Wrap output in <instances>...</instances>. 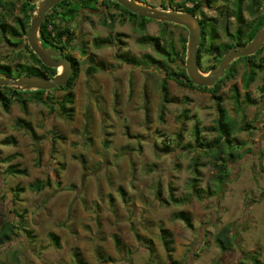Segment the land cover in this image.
Instances as JSON below:
<instances>
[{"label":"rangeland","instance_id":"1","mask_svg":"<svg viewBox=\"0 0 264 264\" xmlns=\"http://www.w3.org/2000/svg\"><path fill=\"white\" fill-rule=\"evenodd\" d=\"M213 1L223 16L205 6L204 12L218 18L216 40L226 42L221 28L224 22L232 27L235 21L229 15L232 0ZM252 2L254 8H262L258 0H243L246 20L253 18L248 9ZM19 5L5 19L7 25L21 16ZM106 13L84 10L69 23L79 41L65 52L77 60L80 70L69 118L32 100L26 113L16 101L7 111L0 105V223L8 219L30 231L0 246V264H76L74 250L87 264H240L252 252L264 261V200L259 196L264 188V91L259 88L264 69L247 89L255 103L240 111L235 109L231 86L235 84L241 95L245 90L240 80L243 61L235 63V76L220 86L222 105L236 122L232 137L244 145L235 149L239 157L219 186L213 155L197 147L192 136L197 125L202 142L213 139L214 133L206 128L217 117L216 100L204 88L167 80L169 101L161 119L159 84L164 75L156 67L127 65L117 54L161 59L139 40L162 35L163 26L150 20L140 30L138 23L119 20V12L108 9L115 19L110 28L109 18L103 23ZM182 28H171L175 41L181 36L187 40ZM106 37L110 43L94 46V39ZM10 52V45L0 38V62L11 58L13 67L27 61ZM88 56L102 63L91 75L85 74ZM175 64L170 62L169 67L176 69ZM18 118L31 122L38 142L16 126ZM244 122L255 128L242 130ZM9 138L14 143H3ZM104 140L109 141L107 147ZM10 155L14 158L5 161ZM9 164L26 173L6 174ZM195 175L197 192L191 181ZM42 179H49L51 186L39 192L29 189L30 183ZM16 186L22 191L14 200ZM170 190L184 202L171 201ZM178 211L189 214L192 227L174 217ZM224 226L234 237L227 251H221L214 240ZM162 230L170 240L168 248ZM48 232L58 236V248Z\"/></svg>","mask_w":264,"mask_h":264},{"label":"trees","instance_id":"2","mask_svg":"<svg viewBox=\"0 0 264 264\" xmlns=\"http://www.w3.org/2000/svg\"><path fill=\"white\" fill-rule=\"evenodd\" d=\"M147 2L146 0H140ZM157 3H152L154 7H161L164 9H175L179 11H186L195 15L201 27L200 43L197 48V61L201 71L207 72L210 69L216 67L223 53H225L229 48L235 45L246 44L254 35L255 31L264 22V0H258L262 3V8L253 7L252 2L249 6V13L253 16L251 20H246L243 17V0H232L230 6L229 15L234 17V23L230 27L229 23L224 22L222 25V30L227 38L226 42L217 41L219 34H217L215 27L219 22L216 16L208 17L204 12V6L209 9H213L217 12L218 17L223 16V12L215 6L213 0H158ZM19 3V12L21 16L13 18V25H7L5 19L12 15L15 4ZM188 3H191L189 6ZM257 3V4H259ZM38 4V0H0V38L4 42L10 45L11 53H16L17 57H26V62L18 61L15 66L11 67L10 60L8 58L7 62H0V73L6 74L11 78H17L24 75H38L51 77L56 73L55 68H50L41 63L38 57L32 52L28 47L26 42V32L29 28V22L34 12L35 7ZM103 10L107 12L104 14L103 23L106 24L107 18L110 19L108 26L112 28L115 19L112 14L108 13V9H114L118 11V16L121 17L119 20H124L127 18L133 23H138L137 26L140 30H143L145 23L151 19L134 14L127 9L123 8L121 5L113 0H62L60 3L53 6L46 14L44 22L41 24L39 30V38L44 46L61 47L64 50L73 47L75 43H78V36H75L73 29L70 28L69 23H71L76 17L81 16V12L87 10L93 12V10ZM126 12V13H125ZM262 12V13H258ZM259 14V15H257ZM225 15V17L229 16ZM226 20V18H225ZM163 26L162 35L158 36H143L140 38V42L149 44L152 49L158 54L161 59H155L150 54H145L141 58H136L135 56L129 55L127 52L117 54V58L123 63L130 65L132 67L138 66H148L156 67L163 75L159 88L161 90V113L160 118L162 119V113L165 108V103L169 101L168 90H167V80H174L182 86H192L204 88L210 92L211 96L216 100V112L217 117L214 120L213 126L207 127L206 130L214 133V137L211 141L202 142L200 136L201 130L197 125L194 126L192 130L193 141L196 143L197 147H201L207 154L213 155V162L217 169V180L219 186L225 183V179L228 177V172L230 170V165L235 163L239 157L235 149H239L243 142L235 140L232 137L233 131L236 128L235 120L229 115L227 109L222 105L221 96L218 94L221 84L226 79H231L236 74V69L234 67L237 61L244 62V72L241 74L240 80L244 91L242 95L238 90L237 86L233 84L231 86L232 98L235 104V109L240 111L244 106L253 105L255 100H253L249 92L247 91L249 85L254 81L259 70L264 69V57L261 56V52L264 49V43L261 48L255 52L253 55L240 57L230 63L229 69L226 73L217 78L214 85L210 87L197 86L192 84L188 79L184 66V56L186 51V38L178 37L177 41L172 36V29L182 28V26L168 23L160 22ZM183 29V28H182ZM217 39V40H216ZM94 46L99 47L102 44L110 43L111 39L109 37L100 39H94ZM13 46V47H12ZM83 55H86L85 49L80 47ZM73 61V70L67 79V81L59 87L52 90H15L8 86H0V105L3 110L7 111L8 108L13 104V102H18L23 110L27 112L28 103L30 100L36 103H42L50 109L51 112L56 113L57 116L62 118H69L71 116L72 107L69 106L73 102V92L72 88L79 75V66L77 60L70 54H66ZM179 59V60H178ZM210 61V64L204 65V63ZM88 66L85 70L86 75L93 74L98 67L102 65L101 62H95L92 60V56L87 57ZM176 63V69L169 67V63ZM260 90L264 91V82L260 85ZM62 91L61 96H56L55 92ZM244 118V116L242 115ZM16 126L19 129L24 130L30 137L38 142L39 136L37 135L31 122L24 120L23 118H18L16 121ZM255 128L249 122H244L241 127L242 130H249V128ZM180 135V134H179ZM13 138L6 139L3 143L10 144L14 143ZM109 141L104 140L103 145L108 146ZM224 155V156H223ZM264 156V154H263ZM14 158V155H10L4 160L9 162ZM40 156L38 152L37 161H39ZM193 171L198 175V164L196 161L193 162ZM5 172L8 175H18L25 174V169H20L16 164H9L5 168ZM193 176L192 187L196 190V182L198 178ZM51 186L49 179L36 180L29 184V189L32 191L39 192L42 189ZM121 190V189H120ZM22 191L19 187L12 188L13 199L16 200L19 192ZM122 191V190H121ZM260 198L264 200V188L260 190ZM169 198L175 203L184 202L183 199L174 198L172 195V190H170ZM174 217L182 220L187 227H192L189 214L184 211H178L174 214ZM22 231L29 235L30 231L26 230L23 226L4 219L0 223V246L9 242L14 236L22 235ZM228 226H224L216 235L215 242L221 251H227L234 244V237H229L226 232H229ZM48 236L52 241L54 248L59 247L58 236L54 232H48ZM161 238L165 248L169 247L170 240L167 239V232L165 230L161 231ZM166 239V240H165ZM73 257L76 264H87L82 260L79 252L74 250ZM240 264H264L257 256L256 252L249 253L244 259H241Z\"/></svg>","mask_w":264,"mask_h":264},{"label":"water","instance_id":"3","mask_svg":"<svg viewBox=\"0 0 264 264\" xmlns=\"http://www.w3.org/2000/svg\"><path fill=\"white\" fill-rule=\"evenodd\" d=\"M62 0H40L34 9L26 32V42L41 63L47 67L55 68L57 72L51 76L24 75L11 78L0 73V86H8L15 90H45L49 91L62 86L69 78L73 63L68 57L58 59L62 48L44 46L39 38V30L44 22L47 12ZM128 11L139 16L173 23L187 30L186 52L184 66L188 79L197 86H213L216 79L223 76L234 60L253 55L264 43V22L255 31L252 38L244 45H235L221 56L216 67L207 72L200 70L197 61V48L200 43L201 27L198 18L186 11L154 7L140 0H113ZM61 68V70H58Z\"/></svg>","mask_w":264,"mask_h":264},{"label":"flooded vegetation","instance_id":"4","mask_svg":"<svg viewBox=\"0 0 264 264\" xmlns=\"http://www.w3.org/2000/svg\"><path fill=\"white\" fill-rule=\"evenodd\" d=\"M97 11H98V10H93L94 13H97ZM99 11H101V12H102V11L105 12L104 9H103V10L100 9ZM55 48H57V47H55ZM59 48H61V47H59ZM62 50H63V53H62V55H61L58 59L63 58V57H67V56H66V52H65L66 50H64L63 48H62ZM68 58H69V57H68ZM69 59H70V58H69ZM70 60H71V59H70ZM71 61H72V60H71ZM72 63H73V61H72ZM73 66H74V64H73ZM56 72H57V70H56Z\"/></svg>","mask_w":264,"mask_h":264},{"label":"bare ground","instance_id":"5","mask_svg":"<svg viewBox=\"0 0 264 264\" xmlns=\"http://www.w3.org/2000/svg\"><path fill=\"white\" fill-rule=\"evenodd\" d=\"M58 70H61V68H59Z\"/></svg>","mask_w":264,"mask_h":264}]
</instances>
